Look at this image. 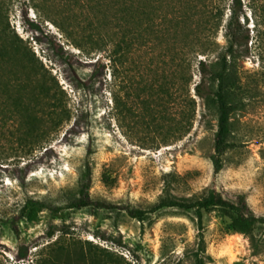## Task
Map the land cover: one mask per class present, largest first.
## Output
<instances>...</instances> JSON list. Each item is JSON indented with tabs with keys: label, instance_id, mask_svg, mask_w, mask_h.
I'll return each mask as SVG.
<instances>
[{
	"label": "rangeland",
	"instance_id": "374dc122",
	"mask_svg": "<svg viewBox=\"0 0 264 264\" xmlns=\"http://www.w3.org/2000/svg\"><path fill=\"white\" fill-rule=\"evenodd\" d=\"M171 2L158 23L155 3L136 0L121 56L122 20H106L101 44L55 2L0 0V264H264V221L246 232L218 206L201 229L197 206L155 208L216 191L264 215V9L239 10L244 88L217 166L219 110L196 85L201 60L213 72L229 48L234 1ZM90 182L115 206L73 204Z\"/></svg>",
	"mask_w": 264,
	"mask_h": 264
},
{
	"label": "trees",
	"instance_id": "16d2710c",
	"mask_svg": "<svg viewBox=\"0 0 264 264\" xmlns=\"http://www.w3.org/2000/svg\"><path fill=\"white\" fill-rule=\"evenodd\" d=\"M53 4L61 5L67 14L72 19V21L78 22V26L83 28L82 30L89 33V39L92 41H102L105 44L104 35L100 29H102L103 24L107 19L122 20L124 27L126 29L121 38H118L117 41H113L114 46L112 52L115 54H120L121 56L125 55L127 52L133 49V40H134V18L136 13V0H50ZM54 1V2H53ZM157 8V22H162L167 18L168 14H172L171 9H174L171 0H152ZM233 12L229 20L228 29L229 34H231V43L228 50L224 53L222 60L220 62V67L211 72V69L206 62V60H201L202 80L196 85L197 92L206 99L207 105L217 106L219 110V129L217 131L216 137V149L217 153L215 154V163L217 166L221 164V155L229 147H231L234 142L231 140L232 134V117L234 111L238 108L239 101L241 98L238 96L240 89L244 88V81L240 74L239 67L237 63L231 58L236 55V44L240 42V30L242 27L240 12L239 10L244 7V0H233ZM259 7L264 9V0H255ZM219 11V9H218ZM218 14V13H217ZM83 15H85L83 17ZM160 20V21H159ZM236 21L239 24V28L236 26ZM80 22V23H79ZM82 22H86L84 24ZM35 26H40L39 22L31 21ZM119 26V24L117 23ZM98 35V36H96ZM249 38V36H248ZM96 42L95 44H98ZM117 42V43H116ZM79 44V43H76ZM99 45L102 47L103 45ZM80 45V44H79ZM61 50L65 53V47L60 45ZM257 48L260 49L261 55H264V30H261L260 40L257 45ZM116 56V55H115ZM231 56V57H229ZM99 62H103L102 57L97 59ZM210 75V80L217 83V86L207 85L206 81L208 74ZM93 149L90 147L89 155L92 154ZM90 166V161L88 162ZM89 179L92 180V171L89 170ZM91 187V182L85 186L84 195L81 196L78 200L74 201L73 204L78 206H86L91 203H96L101 206L114 207L115 204L112 202L93 200L89 189ZM163 206H177L181 208H189L191 206H197L196 212L198 217L199 226L202 229L204 226V216L205 213L211 211L215 207H228L232 208L236 214L240 229L243 231H250L251 228L258 221H264V215H258L255 213L245 196H241L238 201H233L224 197L222 194L214 191L203 198H200L195 201H186L178 199H168L164 198L159 202L155 208H161ZM55 210H59V207H55ZM145 211L142 209L132 210L134 216H139ZM17 231L19 227L16 226ZM201 237L203 233L201 231Z\"/></svg>",
	"mask_w": 264,
	"mask_h": 264
},
{
	"label": "crops",
	"instance_id": "0c3cea01",
	"mask_svg": "<svg viewBox=\"0 0 264 264\" xmlns=\"http://www.w3.org/2000/svg\"><path fill=\"white\" fill-rule=\"evenodd\" d=\"M99 253H103V251L100 250ZM75 264H80L79 260L76 257H75Z\"/></svg>",
	"mask_w": 264,
	"mask_h": 264
}]
</instances>
